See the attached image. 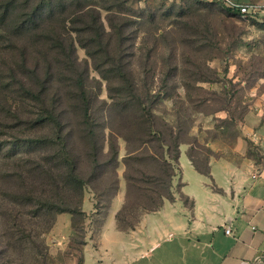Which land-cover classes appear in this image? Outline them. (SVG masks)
I'll return each mask as SVG.
<instances>
[{"label": "trees", "instance_id": "1", "mask_svg": "<svg viewBox=\"0 0 264 264\" xmlns=\"http://www.w3.org/2000/svg\"><path fill=\"white\" fill-rule=\"evenodd\" d=\"M109 1L0 0V42H6L1 58L9 57L0 67V127L14 122L0 156L10 159L22 153L26 157L17 161L24 165H17L15 174L22 170L32 176L11 182L9 208L0 203V217L10 226L16 215H24L47 230L55 215L66 213L72 229L73 216L85 217L86 185L94 195L93 212L98 213L102 201L108 208L118 189L119 138L126 142L125 195L114 215L116 227L134 229L144 213L174 198L172 180L180 172L185 140L179 128L174 131L168 122L161 127L156 121L148 99L156 98L158 90L142 91L131 80H120L133 73L131 67L113 63L126 50L134 55L131 45H124L129 13ZM206 1L240 19L264 23L263 14L246 18L222 1ZM102 11L107 12L106 25ZM76 43L91 65L78 59ZM90 67L106 81V99L93 84ZM187 156L198 172L209 173V165L200 168L190 152ZM136 164L152 165V174L147 178ZM5 192L0 187V195Z\"/></svg>", "mask_w": 264, "mask_h": 264}, {"label": "rangeland", "instance_id": "2", "mask_svg": "<svg viewBox=\"0 0 264 264\" xmlns=\"http://www.w3.org/2000/svg\"><path fill=\"white\" fill-rule=\"evenodd\" d=\"M109 2L119 9L125 7L124 11L129 13L124 45H131L134 55L126 54V50L113 63L131 67L133 73L120 80H131L142 91L151 87L160 92L148 103L153 105V114L161 127L166 121L174 131L181 130L185 140L179 156L183 178L190 176L188 152L200 168H206L209 160L219 156L240 155L235 147L243 136L246 114L264 110V23L240 19L206 0ZM106 13L102 11L105 25ZM5 43L0 42V67L9 62V57L1 58ZM76 53L79 60L87 59L91 65L77 43ZM89 72L93 84L100 87V97L106 99V81L91 67ZM3 73L0 71V79ZM124 120L122 115L119 124ZM13 124L8 121L7 126L0 127V145L11 139ZM118 143V189L109 207L103 208L102 201L98 213L93 212L94 195L86 185L82 205L85 217L73 216L72 229L70 214L66 213L55 215L47 230L28 216L16 215L11 226L0 217L1 264H67L69 259L81 257L87 240L97 246L104 222L113 221L119 199L123 201L125 195L126 142L119 138ZM21 154L18 152L10 159L0 156V187L6 190L5 195H0V203L4 205H11L7 202L12 196L7 190L11 182L32 177L22 170L15 174L17 165H24L17 161L26 157ZM151 167H141L147 178L152 174ZM6 205L4 208H9ZM109 252H115L114 246L108 248Z\"/></svg>", "mask_w": 264, "mask_h": 264}, {"label": "crops", "instance_id": "3", "mask_svg": "<svg viewBox=\"0 0 264 264\" xmlns=\"http://www.w3.org/2000/svg\"><path fill=\"white\" fill-rule=\"evenodd\" d=\"M242 134L235 147L240 155L209 160L208 174L187 156L189 179L180 167L173 200L144 213L134 229H118L115 218L104 222L97 246L84 243L82 264H264V110L246 114Z\"/></svg>", "mask_w": 264, "mask_h": 264}, {"label": "built area", "instance_id": "4", "mask_svg": "<svg viewBox=\"0 0 264 264\" xmlns=\"http://www.w3.org/2000/svg\"><path fill=\"white\" fill-rule=\"evenodd\" d=\"M222 3L230 7L231 9L237 10L243 17H253L258 18L259 14L264 15V4H259L256 2H239L236 0H219ZM224 231L226 234L230 233L229 227H225ZM246 264H252L251 262H247Z\"/></svg>", "mask_w": 264, "mask_h": 264}]
</instances>
